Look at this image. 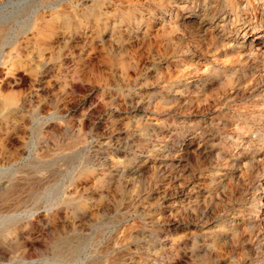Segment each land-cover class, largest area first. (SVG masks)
I'll return each instance as SVG.
<instances>
[{"label":"rangeland","instance_id":"obj_1","mask_svg":"<svg viewBox=\"0 0 264 264\" xmlns=\"http://www.w3.org/2000/svg\"><path fill=\"white\" fill-rule=\"evenodd\" d=\"M0 264H264V0H0Z\"/></svg>","mask_w":264,"mask_h":264}]
</instances>
